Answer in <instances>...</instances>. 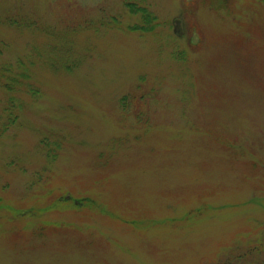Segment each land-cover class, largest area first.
Instances as JSON below:
<instances>
[{"label": "rangeland", "instance_id": "rangeland-1", "mask_svg": "<svg viewBox=\"0 0 264 264\" xmlns=\"http://www.w3.org/2000/svg\"><path fill=\"white\" fill-rule=\"evenodd\" d=\"M147 3L0 0V264H264V0Z\"/></svg>", "mask_w": 264, "mask_h": 264}, {"label": "trees", "instance_id": "trees-1", "mask_svg": "<svg viewBox=\"0 0 264 264\" xmlns=\"http://www.w3.org/2000/svg\"><path fill=\"white\" fill-rule=\"evenodd\" d=\"M122 4L125 7L126 11L133 16H137L139 20H135L134 22H126L124 23L121 18H119L120 14L116 15H101L97 21L93 22V27L99 29H115L118 28L120 30H128L134 31L139 34H144L145 32H152L158 24V20L156 15L152 10L149 9L147 0H122ZM10 25H13L17 28L22 26V21L13 18L10 14L2 17ZM28 25V24H24ZM91 25V22L88 23ZM88 28V27H84ZM45 32L49 33L48 27H44ZM73 30V29H72ZM6 45L4 41L0 37V54L4 52L6 49ZM180 57H183L181 54ZM80 64V61H71L66 63V69L75 68ZM58 69V68H57ZM34 72L32 67V62L28 55L26 57H17L14 61H8L0 64V85L5 90V92L10 94H15V91H25L30 94H37L39 92L38 85L34 81ZM8 104L11 106L9 109L11 110L18 99L8 96L7 98ZM19 101V100H18ZM22 104H18V108H20ZM8 119L6 124L2 125V130H0V134L4 129H9L11 125L15 124L17 115L14 113V110L8 113ZM42 143L45 141L41 140ZM41 143V144H42ZM49 149L47 148V155L49 156Z\"/></svg>", "mask_w": 264, "mask_h": 264}]
</instances>
